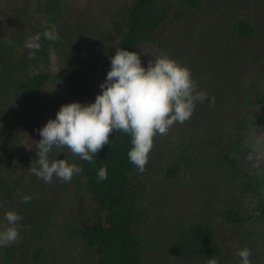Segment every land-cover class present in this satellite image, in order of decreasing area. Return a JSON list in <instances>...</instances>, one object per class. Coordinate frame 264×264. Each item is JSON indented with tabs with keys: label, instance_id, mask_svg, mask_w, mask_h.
I'll return each instance as SVG.
<instances>
[{
	"label": "trees",
	"instance_id": "trees-1",
	"mask_svg": "<svg viewBox=\"0 0 264 264\" xmlns=\"http://www.w3.org/2000/svg\"><path fill=\"white\" fill-rule=\"evenodd\" d=\"M49 1L6 0L2 4L0 92L3 96L14 93L20 96L18 102L29 101L42 113L54 111L53 119L64 104L95 101L117 47L149 51L153 58L167 54L177 60L194 55L197 44L201 50L198 56L202 57L212 49L222 52L225 41L233 44L236 39L250 40L258 35V26L248 14L231 19L226 36L222 31L217 33L211 24L207 0H86L84 9L72 18H66L55 3L48 13ZM248 1L251 5L257 2ZM51 13H56L54 23H49ZM51 25L58 30V41H48L42 35ZM202 28L211 33L199 38L197 43L194 31ZM37 33L41 34V47L29 59L26 41ZM215 34L222 39L218 44H199L203 38L213 40L211 36ZM51 53L55 56V69H52ZM148 59L150 56L141 55L143 66L147 67ZM51 77L62 86L57 93L49 89ZM213 82L219 83L218 77ZM240 90L242 96L233 104L209 109L196 106L185 123L191 129L175 132L180 134L183 130V135H175L171 128L166 135L154 137L143 173L128 158L131 137L119 131L110 135L109 145L94 156L93 163L73 155L67 148L53 150L50 159L59 156L58 159L83 169L70 182L54 177L53 185L47 186H53L58 199L66 194L82 199L85 205L82 215H75L70 224H63L59 230L61 238L72 236L78 241L77 250H83L85 264H158L159 258L195 264L207 263L213 257L219 264H230L226 228H234L239 237L247 238L254 246L255 260L264 264V154L254 160L244 156V151L251 148L250 137L260 128L264 131V74ZM15 110L10 108L9 117L0 114V136H6L0 139V149L5 147L10 159L36 152L41 139L35 133L34 144L22 152L23 146L13 132L18 122ZM201 118L203 123L199 121ZM20 122V127L24 123L27 130L35 131V124L31 126L29 119ZM204 166L210 169L205 179L212 181V192L226 195L223 202L208 203L205 196H200L193 213L169 227L164 236L149 233L146 225L153 211L148 200L156 184L189 180L194 171ZM101 167L107 169V179L103 181L97 176ZM73 199L69 209L75 210ZM43 227L45 224L38 222L35 231ZM41 251L38 248L28 252L18 241L0 247V264H31L38 260Z\"/></svg>",
	"mask_w": 264,
	"mask_h": 264
},
{
	"label": "rangeland",
	"instance_id": "rangeland-1",
	"mask_svg": "<svg viewBox=\"0 0 264 264\" xmlns=\"http://www.w3.org/2000/svg\"><path fill=\"white\" fill-rule=\"evenodd\" d=\"M5 1L0 0V8L4 7L2 4L5 5ZM54 3L59 5L66 18H72L77 15L79 10L84 9L86 0H51L46 11ZM207 6L210 8L211 24L215 25L217 33L222 31L223 36H226L227 23L238 15H252V21L258 26V35L255 38L250 40L236 39L233 44L225 41L222 52L216 53L212 49V52L201 57L198 56L201 50H199L197 44L194 53L192 52L194 55L177 58V61L190 69L193 79L198 84V90L206 91L209 100L215 97L214 107H221L239 101L243 93L240 89L244 90L251 85L253 80L264 74V0L252 2V5L248 0H207ZM240 9L242 11H239ZM42 11L45 12L43 9ZM48 13L50 12L48 11ZM55 14L51 13V17L48 15L49 23H54ZM61 19L62 21L65 20L62 17ZM208 22L210 24V21ZM195 29L196 27L193 30ZM210 33L211 31L206 28H202L198 32L194 31L195 41L198 43L199 38L206 37ZM217 36L219 35H212L211 38L214 39L208 38L209 41L207 38H203L199 44H218L222 39ZM217 44L214 46L218 47ZM50 58L52 69H55V56L52 53ZM201 60H204V63L201 64ZM199 63L202 66H199ZM228 71H231V73ZM215 76L218 77L219 83L214 85ZM227 84H230V88H227ZM49 89L53 93L59 92L62 89L60 81L55 77H51ZM19 99L20 96H15L14 93L3 96L0 92V114H7L9 117L10 108L15 107L16 115L14 117L18 122H16L13 132L18 139V143L23 146L22 152H26L27 148H30L29 146L32 143L34 144L37 129L42 128L49 119H53L55 112L50 110L42 113L34 105L32 106L31 102H24V99L18 102ZM197 106L202 109L211 108L208 100L197 104ZM27 119H29L31 126L35 124V131L34 129L27 130V125L24 123L21 127L19 126L20 121H27ZM194 121L196 123L198 119ZM199 121L203 123L202 118ZM185 123H176L171 128H173L174 133L182 128L185 130L191 129ZM178 125H180L179 128H177ZM181 133H183V130L180 134L175 133V135H183ZM5 137L0 136V139H5ZM250 146V149L244 151L245 158L252 157L251 160L261 159L264 154V131L262 128L250 137ZM5 152V147L0 149V230L5 228L4 225L7 224V221L4 220L5 212L15 210L22 217L20 224L23 225V228H20V239L18 240L21 242L22 248L28 252L42 248L38 260L31 264H74V262L82 264L84 260L83 250H77L78 241L71 238L72 236L61 238L59 235V230H61L63 224H70L75 215L78 216L84 213L85 205L82 199H73L66 194L62 199H58L53 186H47L53 184L46 183L30 171L31 164H35L38 158L37 152L33 151L25 155L19 154L15 159H10ZM52 158L56 157L53 156ZM208 170L210 169L204 166L202 169L194 171L191 179L176 184L168 185L160 182L156 184V190L148 200V202H151L153 211L146 225L149 233L156 234L159 237L164 236L169 227L178 224L177 222L184 220L193 213L200 202V196H205L208 203L223 202L222 198L226 195L224 193H213L210 187L212 181L210 178L205 179L206 174L209 173ZM15 188L18 190L16 191ZM21 195H29L31 200L27 203L21 202ZM72 199L73 204L76 205L75 210L69 209ZM73 204L72 206H74ZM38 222L41 225L45 224V227L36 232ZM225 241L226 254L230 259V264H241L237 250L244 247L251 250V264H260L259 261L255 260L254 246L250 244L247 238L239 237L237 230L235 231L234 228H226ZM49 246L50 249H48ZM32 257L33 255L31 259ZM159 259L161 262L158 264H181L171 262L169 259ZM195 264L207 263L198 262Z\"/></svg>",
	"mask_w": 264,
	"mask_h": 264
},
{
	"label": "clouds",
	"instance_id": "clouds-1",
	"mask_svg": "<svg viewBox=\"0 0 264 264\" xmlns=\"http://www.w3.org/2000/svg\"><path fill=\"white\" fill-rule=\"evenodd\" d=\"M48 41L60 39L55 25L46 27L42 33ZM41 34L29 37L26 47L29 59L41 47ZM141 55L150 56L147 67L143 66ZM111 67L100 84L102 91L92 103L74 101L64 104L54 119L37 129L41 139L36 145L38 158L31 164L30 171L46 183L53 178L70 182L83 169L65 159L51 158L54 149L67 148L75 156L89 163L94 156L110 143V135L116 131L131 137L132 147L128 158L140 173L145 171L153 148L154 137L166 135L176 123L190 120L197 104L208 100L206 91L198 90L190 69L167 54L153 58L145 50L129 51L117 47L110 57ZM215 97L209 100L214 107ZM38 165V167H37ZM98 179H107V169L101 167ZM21 202L31 200L21 195ZM7 226L0 230V247H7L20 239L22 217L15 210L4 214ZM241 264H251V250L247 247L237 250ZM207 264H219L215 257Z\"/></svg>",
	"mask_w": 264,
	"mask_h": 264
}]
</instances>
